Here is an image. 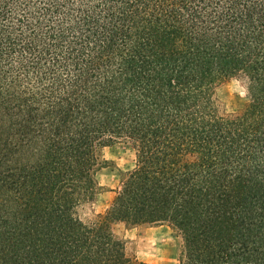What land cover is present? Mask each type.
<instances>
[{"label":"trees","instance_id":"16d2710c","mask_svg":"<svg viewBox=\"0 0 264 264\" xmlns=\"http://www.w3.org/2000/svg\"><path fill=\"white\" fill-rule=\"evenodd\" d=\"M230 78L249 102L220 117ZM118 142L134 167L84 223ZM113 222L168 226L177 264H264V0H0V264H151Z\"/></svg>","mask_w":264,"mask_h":264},{"label":"rangeland","instance_id":"374dc122","mask_svg":"<svg viewBox=\"0 0 264 264\" xmlns=\"http://www.w3.org/2000/svg\"><path fill=\"white\" fill-rule=\"evenodd\" d=\"M215 111L220 117H230L244 111L249 102L246 82L230 78L213 89ZM99 169L95 174L97 194L93 200L77 209L78 218L91 223L103 216L119 188L121 180L134 167V151L127 143L118 142L99 151ZM111 231L124 245L125 254L137 261L151 264H177L181 239L166 225H126L111 223Z\"/></svg>","mask_w":264,"mask_h":264}]
</instances>
